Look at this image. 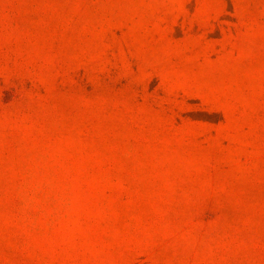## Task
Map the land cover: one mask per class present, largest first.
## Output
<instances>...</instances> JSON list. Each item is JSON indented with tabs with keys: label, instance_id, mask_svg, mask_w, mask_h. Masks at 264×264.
Instances as JSON below:
<instances>
[{
	"label": "rangeland",
	"instance_id": "1",
	"mask_svg": "<svg viewBox=\"0 0 264 264\" xmlns=\"http://www.w3.org/2000/svg\"><path fill=\"white\" fill-rule=\"evenodd\" d=\"M0 264H264V0H0Z\"/></svg>",
	"mask_w": 264,
	"mask_h": 264
}]
</instances>
